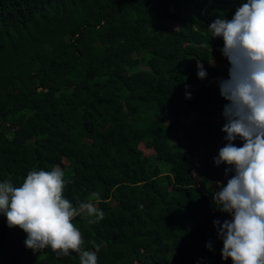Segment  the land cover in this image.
Segmentation results:
<instances>
[{"label": "trees", "instance_id": "obj_1", "mask_svg": "<svg viewBox=\"0 0 264 264\" xmlns=\"http://www.w3.org/2000/svg\"><path fill=\"white\" fill-rule=\"evenodd\" d=\"M242 2L0 0V182L59 166L74 207L99 193L104 219H73L97 264H232L213 226L229 65L208 25ZM25 239L0 213V264H79Z\"/></svg>", "mask_w": 264, "mask_h": 264}, {"label": "clouds", "instance_id": "obj_2", "mask_svg": "<svg viewBox=\"0 0 264 264\" xmlns=\"http://www.w3.org/2000/svg\"><path fill=\"white\" fill-rule=\"evenodd\" d=\"M208 28L211 38H222L221 54L229 65L227 78H216L226 101L221 113L225 145L213 162L227 166L225 176L232 174L226 185L219 182L213 196L216 209L230 219L222 224L214 220L213 226L222 241V260L264 264V0H246L231 20L218 17ZM196 68L198 79H205L204 65L197 62ZM238 139L240 147L234 143ZM70 183L59 166L30 170L19 186L0 182V213L10 228L26 233V248L35 252L50 247L58 257L75 252L79 264H97L101 245L93 241L94 250L84 248L73 219L84 215L89 224L103 220L105 213L93 202L99 201V193L74 207L64 195ZM205 247L212 249L211 243Z\"/></svg>", "mask_w": 264, "mask_h": 264}, {"label": "rangeland", "instance_id": "obj_3", "mask_svg": "<svg viewBox=\"0 0 264 264\" xmlns=\"http://www.w3.org/2000/svg\"><path fill=\"white\" fill-rule=\"evenodd\" d=\"M194 117H196V116L195 115H191L190 117L183 119V122L184 123H188L190 120L194 119ZM192 176L194 177V174H192Z\"/></svg>", "mask_w": 264, "mask_h": 264}]
</instances>
